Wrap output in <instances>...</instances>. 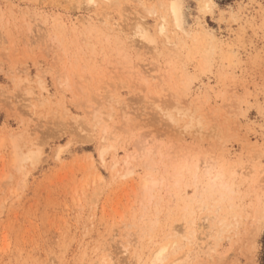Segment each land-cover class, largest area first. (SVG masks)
I'll list each match as a JSON object with an SVG mask.
<instances>
[{
    "label": "rangeland",
    "instance_id": "obj_1",
    "mask_svg": "<svg viewBox=\"0 0 264 264\" xmlns=\"http://www.w3.org/2000/svg\"><path fill=\"white\" fill-rule=\"evenodd\" d=\"M203 1L0 0V264H264V0Z\"/></svg>",
    "mask_w": 264,
    "mask_h": 264
},
{
    "label": "bare ground",
    "instance_id": "obj_2",
    "mask_svg": "<svg viewBox=\"0 0 264 264\" xmlns=\"http://www.w3.org/2000/svg\"><path fill=\"white\" fill-rule=\"evenodd\" d=\"M205 1V0H204ZM203 1V2H204ZM210 1V0H209ZM170 4H172V3H170ZM207 5H209V2H208V0H207V2H204V4H203V6L206 8V6ZM200 7V6H199ZM204 7H202V8H204ZM171 9H170V11H172L174 14H176V11H177V7H176V5L175 4H172V6L170 7ZM201 9V8H200ZM209 9V8H208ZM202 10V9H201ZM204 10V9H203ZM171 12V13H172ZM178 13V12H177ZM174 16V15H173ZM20 156H16V159H21L22 160V157H24L23 155H22V157L21 158H19ZM27 157V156H26ZM25 157V158H26ZM123 163L126 165V164H128V161H127V159L126 158H124L123 159ZM219 172V171H218ZM128 173H130V171H128V170H126V172H125V174H128ZM148 176V175H147ZM147 176L145 177V178H142V180H141V183H142V188H143V190H144V194H150V192L156 187V185L158 184V182L156 181V180H154L153 179V177H150V178H152V179H150V178H147ZM211 176V177H210ZM222 176V173L220 174V173H216V174H214L213 176L212 175H209V177H210V183H209V181H208V184H209V188L206 190V188H205V190L206 191H213V193H216V191L214 192V190H226V192L225 193H227L228 192V190H229V186L228 187H226V185L224 184V183H222V181H221V177ZM149 177V176H148ZM209 179V178H208ZM158 180V179H157ZM160 181V180H159ZM178 182V184H179V181H177ZM175 186H177V184H174ZM219 192V191H218ZM217 192V193H218ZM216 193V194H217ZM222 195H225L224 193L223 194H220L219 193V197L221 198L222 197ZM226 195H228V194H226ZM225 195V197L226 198H228L227 196ZM217 196V197H218ZM218 197V198H219ZM226 198H222V199H226ZM222 199H220V200H222ZM220 200H218V201H220ZM218 205H220V204H218ZM217 206V205H216ZM218 207H221V206H218ZM217 209V208H216ZM218 210V209H217ZM214 217V216H213ZM216 218V217H215ZM221 222V221H220ZM165 247H162L159 251H162L163 249H164ZM164 255V254H163ZM164 257L163 256H161L160 255V253L159 254H157L155 257H154V263L155 264H157L160 260H162Z\"/></svg>",
    "mask_w": 264,
    "mask_h": 264
},
{
    "label": "trees",
    "instance_id": "obj_3",
    "mask_svg": "<svg viewBox=\"0 0 264 264\" xmlns=\"http://www.w3.org/2000/svg\"><path fill=\"white\" fill-rule=\"evenodd\" d=\"M264 238V237H263ZM264 241V240H263ZM262 262H264V250H263V255H262V258H261Z\"/></svg>",
    "mask_w": 264,
    "mask_h": 264
}]
</instances>
